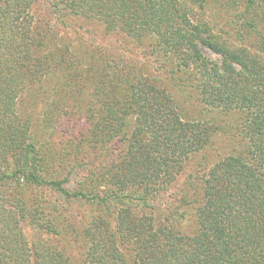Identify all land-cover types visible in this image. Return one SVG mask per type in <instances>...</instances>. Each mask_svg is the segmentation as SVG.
<instances>
[{"label": "trees", "instance_id": "trees-1", "mask_svg": "<svg viewBox=\"0 0 264 264\" xmlns=\"http://www.w3.org/2000/svg\"><path fill=\"white\" fill-rule=\"evenodd\" d=\"M186 1L200 7L205 3ZM245 1L248 6L253 3ZM41 2L33 8V0H0V193L6 192L7 184L16 182L13 185L21 190L35 182L51 185L71 198L83 199L92 193L102 206L110 200H124L114 217L95 216L90 228L84 229L88 243L85 264H264V103L256 105L251 93L256 76L248 55L211 41L200 23L191 20L181 0ZM81 16L102 22L104 30L97 39L99 44L82 52L87 62L76 58L67 62L69 46L58 41L69 32L67 28L78 25L72 18ZM120 31L137 43L157 37L165 54L173 52L180 58L177 65L170 63L173 73L190 63L203 69L196 81L202 95L198 100L201 116L184 118L185 94L156 85L157 78H146L135 66H125L127 50L106 39L108 33ZM203 48L216 53L217 59L207 57ZM147 61L142 60L145 65ZM56 65L69 68L71 79H87L86 70L100 73L105 92L85 89L87 104L82 115L87 122L94 120L92 113L100 100L97 121L90 120L92 126L85 137L101 145L111 144L105 149L111 164L104 172L113 190H97L102 174L93 161L70 164L64 177L76 174L78 166L83 168L79 178L85 180L73 191L65 188V181L39 173L45 157L37 136L26 139L28 127L35 130L37 125L28 124L13 107L26 94L34 105L42 101L47 77ZM120 69L125 70L123 81L116 78ZM57 87H48L52 89L50 97L56 96L52 94ZM243 112V138L248 141L206 162L212 150L228 140L236 141L230 122ZM13 132L17 143H13ZM102 158L98 155L96 159ZM195 160L204 161L200 179V169L185 172ZM61 163L67 166L59 158L50 174L61 173L56 172ZM179 183L182 186L175 199L167 209H161L156 196ZM57 226L51 223L45 227L53 236L64 232L69 238H78L72 226L68 228L71 232ZM56 254L54 264H72L70 256ZM3 257L0 252V261Z\"/></svg>", "mask_w": 264, "mask_h": 264}, {"label": "rangeland", "instance_id": "rangeland-1", "mask_svg": "<svg viewBox=\"0 0 264 264\" xmlns=\"http://www.w3.org/2000/svg\"><path fill=\"white\" fill-rule=\"evenodd\" d=\"M41 1L33 0V8L36 3L38 7ZM252 1L251 6H248L245 0H205L204 5L201 7L190 4L186 0H181V3L190 13L191 20L200 23L211 41L225 47L238 48L252 60L256 79H254V85L251 87V93L255 94L256 105H260L264 103V0ZM47 4L50 7L49 3ZM72 21H75L78 25L71 22L74 27L67 28L69 32L60 37L58 44L69 46V54H66L65 57L67 62L73 61L75 58L87 62V58L82 52L85 48L92 49L96 44H99L97 39L103 33V23L92 21L85 16L72 18ZM106 39L127 50L126 59L124 60L127 62L125 63L126 67L127 64H129V67L135 66V68L141 69V75L143 74L146 78H157L156 85L165 86L172 92L176 91L178 95L185 94L183 100L186 110L182 109L181 113L184 118L193 119L201 116L199 115V107L202 105L198 100L202 95L196 81L197 77L202 74V68H198V65L189 61V67L182 65L179 71L173 73L170 63L174 65L180 63L179 56L173 52H166L165 54L161 42L154 36L137 43L133 37L120 31L108 33ZM128 51L136 53V56L128 55ZM153 51L155 54L151 55ZM203 51L207 57L217 59L216 53L207 48H203ZM144 59L148 60L147 65L142 62ZM233 66L239 70V66L234 64ZM61 67L59 65L52 66V74L47 77L48 87L54 89L58 86L57 91L52 94H56L55 97L48 95L51 94L52 89L50 90L47 87L44 89L43 94L45 97L42 101L40 100L34 105L33 101L28 100L26 94L23 95L25 97L22 98L21 102L14 104L13 107V111L18 110L26 118L28 124L35 122L34 124L37 125V129H35L37 132L28 127L26 139L37 136L36 143L38 142V148L45 157L43 167L41 166L39 173L41 172L44 178L51 176L65 181L63 184L65 188L73 191L79 188L78 184L80 182L85 180L79 178L83 168L80 169L78 166L75 169L76 174H67L68 177H64L70 164L76 163L78 165L81 160L93 161L99 171L98 174H102L97 190L100 191L104 187L113 190L107 172H104L106 167L111 164L110 154L107 152L106 155L105 151L111 144L101 145L91 142L85 137L88 136V130L92 126L90 120L94 123L97 121L95 111L101 106L100 100L96 102V97L93 95L94 101L98 105V107L95 105L92 113L94 120L88 119L87 122L82 115L87 104L84 102L85 96L83 95L86 94L84 90H91V93L96 92L95 89L105 92V87H102V81L99 78L101 77L100 73L94 75L92 70H86L87 79L81 77L77 79L75 76L71 79L68 75L71 72L69 68ZM92 74L94 77L91 76ZM117 74L120 77L116 78L123 81L125 70L120 69ZM156 75H159V77H156ZM243 75H246L244 77L249 79V75L244 74V71ZM70 87L73 90H70ZM69 92L72 93L69 94ZM99 96L102 99L105 98V95L102 97L101 93H99ZM118 97L122 98L121 94ZM235 115L237 118L235 117L230 122L233 132L231 129L230 132L236 139L234 142L239 143L240 146H235L233 140H228L227 143H223L219 148L212 150L211 157L206 162L218 159L219 156L234 147L244 146L243 140L245 139L243 137L246 135V130H243L241 122L244 120L245 115L244 112ZM31 133L35 135H31ZM12 134L13 143H17L16 133L13 132ZM247 141L246 138L245 142ZM70 149L75 151L71 153ZM98 155L104 159L102 164H99L102 159L98 161L96 159ZM59 158L63 159L67 166L61 163V167L56 170V172L61 171V173L50 174L52 164H55ZM197 161H193V164L185 169V172L189 174L191 170H194L195 173L196 170L200 169L197 172V177L200 179L204 171L202 169L204 161ZM13 184H16V182L12 183V186L7 184L4 188L6 192L0 193V252L4 254L0 264H5V262L8 264H41L42 262L54 264L55 262L52 259L56 257L57 252L70 256L72 264H85V249L88 243L85 236H83V231L85 228H90L91 218L98 215L114 217L116 211L125 205L124 200L120 199V201L114 202L110 200L109 205L102 206L92 198V193H88V196L83 199L67 197L46 183H30L21 190H19V185L17 190ZM178 186V189L167 186L160 196H156L155 200L162 205L161 209H167V205L175 199L174 197L179 193L182 184L179 183ZM89 187L90 185L87 189ZM156 213L161 214L160 212ZM156 213L153 212V215L156 216ZM51 223L58 224L57 228L62 227L68 231L71 229L69 226H72L78 238H69L68 233L64 232H61L60 236H53L52 232L45 227L47 224L51 225ZM80 233L82 234L79 237Z\"/></svg>", "mask_w": 264, "mask_h": 264}]
</instances>
